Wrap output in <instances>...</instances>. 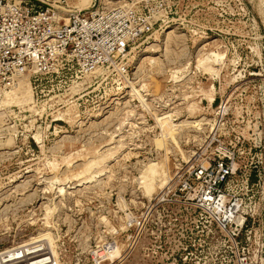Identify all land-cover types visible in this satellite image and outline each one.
I'll use <instances>...</instances> for the list:
<instances>
[{
  "label": "rangeland",
  "instance_id": "374dc122",
  "mask_svg": "<svg viewBox=\"0 0 264 264\" xmlns=\"http://www.w3.org/2000/svg\"><path fill=\"white\" fill-rule=\"evenodd\" d=\"M43 1L90 10L132 0ZM170 1L166 25L128 54L127 77L72 68L1 88L0 260L40 243L58 264H264L257 236L178 239L176 221L163 248L127 239L128 215L219 142L234 155L228 196L264 228V0Z\"/></svg>",
  "mask_w": 264,
  "mask_h": 264
},
{
  "label": "built area",
  "instance_id": "2783aa9c",
  "mask_svg": "<svg viewBox=\"0 0 264 264\" xmlns=\"http://www.w3.org/2000/svg\"><path fill=\"white\" fill-rule=\"evenodd\" d=\"M67 7L56 8L43 0H0V88L12 85L23 74L45 75L72 68L87 74L105 67L127 77L128 54L134 44L166 25L175 3L132 0L102 9ZM233 157V152L220 142L209 154H194L143 203L139 212L128 215L127 239L132 243L152 237L163 248V237L174 232L171 223L176 221L178 239L190 233L187 237L198 235L202 242L210 243L221 236L224 242L237 244L257 236L264 247V228L252 227L254 212L240 209V201L228 196L230 183L237 177ZM250 175L246 172L243 176L245 188ZM192 216L194 226H183V220ZM39 248L35 253L51 257ZM3 253H9L8 262L23 264L35 254H23L22 250ZM4 255L0 264H7ZM47 261L40 264H51Z\"/></svg>",
  "mask_w": 264,
  "mask_h": 264
},
{
  "label": "bare ground",
  "instance_id": "6f19581e",
  "mask_svg": "<svg viewBox=\"0 0 264 264\" xmlns=\"http://www.w3.org/2000/svg\"><path fill=\"white\" fill-rule=\"evenodd\" d=\"M212 53V52H211ZM211 53H209V54H211ZM218 54V53H217ZM220 56V55H219ZM152 57V56H151ZM206 57V56H205ZM205 57H204V60H205ZM207 58V57H206ZM210 59V58H209ZM151 62H154L155 60L153 59V58H150L149 59ZM201 60V59H200ZM24 75V74H23ZM23 75H21V76H23ZM21 76H19L18 78H20ZM17 78V80H19ZM175 79V78H174ZM16 81V80H15ZM19 86V85H18ZM14 87H16V86H14ZM14 87L11 89L12 91H13V89H14ZM0 90H1V88H0ZM133 91H135L134 89H133ZM135 93H136V91H135ZM5 94L8 96V94H9V92L8 91H6L5 92ZM26 94V93H25ZM22 95L21 97H23V96H26V95ZM140 94V93H139ZM10 95V94H9ZM138 96H142V94L141 95H138ZM13 97V96H12ZM9 98V97H8ZM28 99L29 98H25V100L26 101H28ZM30 100V99H29ZM24 101V100H23ZM5 102H6V100H5ZM2 103V102H1ZM19 103V102H18ZM198 127V126H197ZM201 128V127H200ZM199 129V128H198ZM164 133V132H163ZM160 177H159V179L160 180H163L164 178H163V175H165L166 176V173H165V171L163 170V173L161 174L160 173ZM63 188V187H62ZM61 190V189H60ZM59 191V190H58ZM49 236H51V235H49ZM36 237V236H35ZM39 238V237H38ZM38 238H33L34 240H32V242H36V241H38L39 239ZM49 239H50V242H48V243H50L49 245L52 247L53 246V243H52V238L51 237H49ZM40 244V243H39ZM39 244H32V246H31V248L28 250V249H22V253L23 254H33V253H35V252H38V249H39ZM34 249H36V251H33ZM54 250V248L52 249V253L54 254V259H53V257H52V259L54 260V264H58V262H57V256H56V253L53 251ZM4 251V250H3ZM9 254V253H8ZM5 257H4V261L5 262H7V264H23L22 263V261H15V262H8L9 260H10V257H9V255H7V254H5L4 255ZM53 256V255H52ZM49 257V256H48ZM38 258H40V259H38ZM47 260H50V258L49 259H47V256L46 255H44V253H35L34 255H32L31 257H28L27 259H26V261H25V263L26 264H40L41 262H48ZM52 260V261H53ZM52 261L50 260L49 262L52 264Z\"/></svg>",
  "mask_w": 264,
  "mask_h": 264
}]
</instances>
